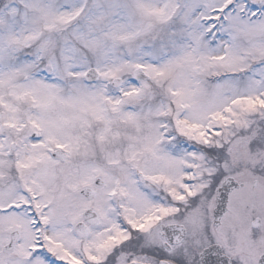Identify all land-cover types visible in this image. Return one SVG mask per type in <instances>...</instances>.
I'll list each match as a JSON object with an SVG mask.
<instances>
[{
    "label": "snow or ice",
    "instance_id": "obj_1",
    "mask_svg": "<svg viewBox=\"0 0 264 264\" xmlns=\"http://www.w3.org/2000/svg\"><path fill=\"white\" fill-rule=\"evenodd\" d=\"M0 264H264V0H0Z\"/></svg>",
    "mask_w": 264,
    "mask_h": 264
}]
</instances>
